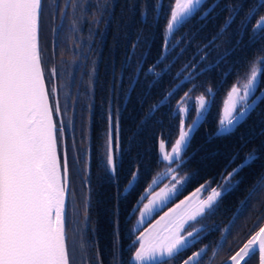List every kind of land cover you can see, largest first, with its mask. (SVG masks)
Segmentation results:
<instances>
[{"label": "snow or ice", "instance_id": "1", "mask_svg": "<svg viewBox=\"0 0 264 264\" xmlns=\"http://www.w3.org/2000/svg\"><path fill=\"white\" fill-rule=\"evenodd\" d=\"M114 5L111 0L109 9ZM103 7L97 5L98 10ZM137 10L147 35L143 27L137 30L118 71L115 42L110 49L107 127L98 136L95 155L102 170L98 182L112 189L108 264H213L233 228H237L232 239L235 249L230 247L232 254L220 264H249L253 257L264 264V223H259L264 213L253 221V227L259 225L254 231L246 223L237 226L253 200V210L264 208V172L237 201L223 228L202 223L240 190L246 169L258 161L264 164V110L257 112L264 104V45L250 59L237 56L215 83L199 79L227 57L264 41V0H129L128 11L134 16ZM87 11L88 5L78 0H0V264H104L98 248L90 259L83 236L79 243L75 233L69 236L70 165L60 146L70 129L58 124L62 112L54 103L57 88L48 86L61 73L55 65L46 68L40 47L45 23L55 48L65 24L75 31L78 23L86 21ZM221 15L212 39L197 46L196 55L204 52L200 60L182 61L195 36L209 23L215 25ZM99 19L93 13V21ZM193 20L199 25L195 31ZM226 33L237 37L233 47L201 68L207 49ZM245 36L247 44L242 47ZM157 42L158 52L147 63ZM141 46L144 51L137 55ZM92 65L90 90L92 76L98 72L95 59ZM64 71L74 77L71 65ZM229 77H235L231 85ZM221 92L226 98L217 104ZM214 109L216 127L209 133L205 126ZM254 112L257 118L247 124ZM202 128L207 143L231 138L235 143L196 159L204 145L192 148V142ZM83 162V182L88 184L91 153ZM221 162L219 172L208 176L207 171ZM89 204L86 197L85 220ZM129 204L124 222L130 247L121 235L122 206ZM156 215L158 219L148 223ZM146 223L142 231L137 227ZM213 232L221 236L201 244ZM126 251L131 253L127 260Z\"/></svg>", "mask_w": 264, "mask_h": 264}, {"label": "trees", "instance_id": "2", "mask_svg": "<svg viewBox=\"0 0 264 264\" xmlns=\"http://www.w3.org/2000/svg\"><path fill=\"white\" fill-rule=\"evenodd\" d=\"M84 3V0H81L80 3ZM111 0H92V6L89 10L91 11V14L86 13V21H82L78 23V25L82 28L83 32H87L91 29L92 34V48H93V60L95 59L97 61V68L101 67V63L103 60V57H107L109 60L113 59V53L110 51L112 49L113 44L115 42V56L123 57V54L128 51V48L130 47L131 43L135 40L137 30L140 28H145V35H147V28L144 25H141L139 23V11L137 10L136 14L133 16L128 11V3L129 0H115L114 8L111 10L109 9L108 5L110 4ZM97 5H104L105 7L98 10ZM123 10V14H122ZM93 13L100 16V19L97 21H93ZM223 20V15H221L216 21L215 25L212 23H209L206 28H204L202 31L199 32L198 35L195 36V38L192 40L191 44L189 45L188 52L185 53L183 59L189 58L197 49V46H203L207 43L208 40L212 39L213 34L215 33L216 29L219 27L220 23ZM192 31H195L196 28L199 27L198 24H196L195 20L191 22ZM186 28L189 27V25L185 26ZM67 27H65V30ZM233 28H235V25H233ZM230 32L232 29L229 30ZM89 33V32H88ZM103 34V35H102ZM71 31L68 34L64 33V35H61V38L59 39V42L61 43V46L63 48L69 47V39H70ZM236 36L233 34L232 36H228L226 33L225 36L220 37L215 44H213L210 48L207 49L208 55L207 59L204 61L205 63L213 62L215 61L216 57L220 54H222L225 49L232 48L236 41ZM226 40H230L231 43L226 42ZM248 37L245 36L244 41L242 42V47L244 44H247ZM216 45H219V47H216ZM262 45H264V41H261L255 45H253L251 48H246L243 52L234 54L233 56L227 57L226 61L222 63L219 68L214 70L213 72H205L201 77L200 80L209 81L212 83H215L216 80L219 78L220 73L226 69L229 64L239 57L250 59L253 55V51L256 49H259ZM40 47L42 50V54L46 55L48 58H46L47 68L51 69L53 66V63L50 59L51 55V49H52V36L49 30V25L45 23L44 29L42 31L41 37H40ZM59 44L55 47L58 48ZM158 42L156 44L152 45L151 52L148 56L147 63H150L151 60L156 56L158 52ZM99 50V51H98ZM144 51L143 46L137 49V55H139L140 52ZM118 54V55H117ZM204 54V52H201L200 55ZM45 56V57H46ZM198 56V55H197ZM104 62V61H103ZM147 63L145 64V67H147ZM236 67H240V65H236ZM101 76L100 69H98V72L93 74V80L96 78L99 80ZM235 77H229L227 84L231 85L233 82V79ZM127 86V81H125V87ZM200 89H196L192 93V98L199 93ZM223 97V93L217 95L216 100L217 104H220L221 98ZM106 96H104V99L106 100ZM225 98V97H223ZM98 103H102V98L98 97ZM264 110V104H261L260 107L257 109V112H260ZM99 118L101 116V112L99 111L98 114ZM256 113L254 112L252 116L247 121V124H251L253 120H255ZM129 123L128 120L124 121L125 126H127ZM247 124H245L242 127H247ZM207 128V131L209 133H212L215 131L216 127V120H215V109L213 110V116L209 118L208 124L205 126ZM235 143L234 138L231 139H224V140H216L213 143H207L206 137L204 135V128L200 130L199 133H197L195 139L192 142V148H196L197 145L203 144V148L199 150L196 154V159H198L200 156L205 155L207 152H211L214 149L219 148L221 151L224 150V146L228 145L229 148ZM155 148H156V138L153 137V151L152 155L155 156ZM191 151V149H189ZM243 156V152H241V157ZM196 159H194L190 165V167H196ZM235 166V165H233ZM220 167H222V162L217 163L214 167L210 168L207 171L208 176H214L217 172H219ZM230 170V169H229ZM264 172V164L261 162H257L252 165L250 169H246L243 172V175L245 176L244 183L240 186V190L234 193L232 196L228 197L221 206V209L217 212L216 215L202 221L209 224L217 223L220 228L224 227V224L228 222V220L231 218L233 210L237 207V201L244 198V195L246 193V190L248 187L252 185L254 180L257 178L258 174ZM98 183L97 180H94V185ZM79 184H80V178L78 177L76 172H70V183H69V193H68V207L69 204L73 198H75V206H77L80 209L84 208V200L86 198L85 190L82 189V192H79ZM215 186V183L213 184ZM83 187V186H82ZM97 189H95V214L91 217H94V220L91 221V226H96L95 234L90 235L93 239L94 244L98 245L99 251L101 253V259L104 261V264H108V255L109 250L111 249L112 245V201H111V193L112 189L109 186V184L104 183L100 186V188L97 186ZM187 194V193H185ZM71 199V200H70ZM73 203V202H72ZM256 201L253 200L249 204L248 211L241 216L240 220L237 221V226L241 224H247L248 226L252 227V230H256L259 225H255L253 227V221L257 219V216L260 213L264 212V208H260L259 210H253L252 205L255 204ZM73 205V204H72ZM129 205L122 206V212H123V219L127 215ZM70 212V211H68ZM96 218V219H95ZM259 223H264V219H261ZM126 224V223H125ZM92 229V231H93ZM237 228H233V234L228 236V241L225 243L223 250L217 255V260L220 263L221 261H224L227 259L229 255L232 254V252L229 251V248L231 247L233 250L235 249V245L232 244L233 236L236 234ZM128 232L124 235V244L127 246L129 243L127 239ZM215 237L218 238L221 233L215 232ZM92 242V243H93ZM90 241L86 242V245H88ZM90 247L88 248L89 251V258H94L93 254H90ZM227 250L226 253L224 251ZM127 252V251H126ZM129 252L125 253V259L127 260L129 258ZM253 259H256V257H253ZM250 260L249 264L254 262V260ZM217 262V261H216ZM257 264V263H256Z\"/></svg>", "mask_w": 264, "mask_h": 264}, {"label": "flooded vegetation", "instance_id": "3", "mask_svg": "<svg viewBox=\"0 0 264 264\" xmlns=\"http://www.w3.org/2000/svg\"><path fill=\"white\" fill-rule=\"evenodd\" d=\"M80 1L81 0H78L79 3ZM84 4L88 5V13L91 14L92 10L91 11L89 10V6L91 9L92 0H84ZM65 27H67L66 28L67 30L64 29L61 35H64V33L69 35L71 31L70 39L68 41L69 47L63 48L61 46V43L59 42L58 43L59 47L53 48V41H52L50 59L53 65L56 66L57 70L61 74L57 78L51 80V83H49L48 86L52 87L55 84V87L57 88L56 103L59 104L62 112V115L56 118L58 124L62 122L66 126V128L70 129L65 132L63 144L60 146V154L61 156H63L65 153L67 154L69 159L70 172L77 173V170H79L77 174L78 177L80 178L79 192H82V189L85 190L84 192L86 193V197L90 201L88 213H87L89 219L85 220L84 208L80 209L77 206H75L76 204L74 203L75 198L74 200L73 198L72 200L70 199L71 201H69L70 204L68 207V211H70L68 212L69 236L71 237V230H72L71 226L75 221V218L81 215L82 227L80 228V232L78 234V237L76 238L77 243L80 242V238L81 236H83L85 245L86 242L90 241V243L86 245L90 247L89 249L90 254L95 255V251L98 248V245H93L94 242L93 239L91 238L93 236H90L93 234L92 231L93 227L96 229V226H91L92 224L91 221L94 220V217H91V215L93 216L95 214V201H96L95 189H97L96 188L97 186L100 188V186L102 185L99 182L96 185L93 184L94 180L98 181V174H102V170L97 167L95 155H96V147L98 145V136L101 135L104 129L107 127L106 115H107L108 102H107V98L106 100L104 99V96L108 97V92L106 89L108 88L109 82L111 80V73H110L111 60H109L106 56L103 57L101 67L98 68L100 69L101 76L99 80L96 78L93 80V76H92V80L94 81V83H93V87L90 90L89 89L90 77L88 73L93 66L92 61H93V53H94L92 48L93 42L91 38L92 37L91 29L87 32L86 31L83 32L82 28L79 25H77L76 30L73 31L69 28L67 23L65 24ZM77 46L79 47L77 48ZM43 56L45 60V66L47 68V63L49 61L47 62L46 58L48 57L46 55ZM200 56H201L200 54L197 56L195 51L189 58L186 59H191L192 62L195 63L196 61L200 60ZM114 58L116 62V68L118 71L122 57L115 56ZM183 58L185 57L181 58L182 61L185 60ZM204 64L206 63L202 62L200 64V67L202 68ZM69 65H71L73 69L74 77L68 76L67 73L64 71L69 67ZM125 75H127V73ZM98 97L102 98V103L100 104L98 103ZM194 97L192 98L193 100ZM99 111L101 112L100 118L98 116ZM89 153H91V168H90L91 180L90 183L85 184L83 181L85 179L86 174L84 172L83 161L84 159L88 158ZM165 183H167V181H165ZM204 195L206 196L207 193H204ZM170 205L171 204H169V206ZM157 216L158 215L150 219L148 223H150ZM202 223H206V222H202ZM147 225L148 224L146 223L142 227L139 225H137V227H140V230L142 231L143 227H146ZM127 232H128V224L127 223L125 224L123 219V212L121 211V235L123 236V238ZM214 233L215 232H213L209 237H207V239L201 241V244L210 243L212 241L217 240L221 236L220 235L218 238H216ZM136 234L138 235L139 233L137 232ZM129 235L130 234L128 233L127 239ZM127 246L130 247L131 246L130 243H128ZM196 247H200V244H197ZM132 250L134 251V249ZM222 250L223 249H218L217 250L218 254ZM226 252L227 250L224 251V253ZM128 255L130 257L131 253L129 252ZM217 255L213 260V264H220L217 260ZM253 260L254 262H252L251 264H256L257 260L256 259Z\"/></svg>", "mask_w": 264, "mask_h": 264}, {"label": "rangeland", "instance_id": "4", "mask_svg": "<svg viewBox=\"0 0 264 264\" xmlns=\"http://www.w3.org/2000/svg\"><path fill=\"white\" fill-rule=\"evenodd\" d=\"M82 227V221H81V215L75 218V221L73 222L71 228V236L75 233V238L78 237V234L80 232V228Z\"/></svg>", "mask_w": 264, "mask_h": 264}, {"label": "water", "instance_id": "5", "mask_svg": "<svg viewBox=\"0 0 264 264\" xmlns=\"http://www.w3.org/2000/svg\"><path fill=\"white\" fill-rule=\"evenodd\" d=\"M54 86H55V84H54ZM226 98V97H225ZM54 101H55V103H56V95H55V99H54ZM181 198H183V197H181ZM176 202H178V201H176ZM171 206V205H170ZM167 209H165V211H166ZM163 213L161 212L159 215H162ZM155 219H158V216L156 217V218H154L150 223H152V222H154V220ZM148 226V225H147ZM146 226V227H147ZM227 260V259H226Z\"/></svg>", "mask_w": 264, "mask_h": 264}]
</instances>
